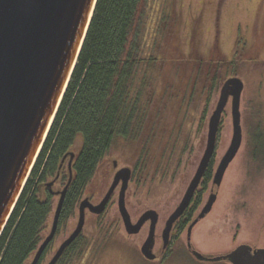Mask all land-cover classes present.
Returning <instances> with one entry per match:
<instances>
[{
  "label": "rangeland",
  "instance_id": "rangeland-1",
  "mask_svg": "<svg viewBox=\"0 0 264 264\" xmlns=\"http://www.w3.org/2000/svg\"><path fill=\"white\" fill-rule=\"evenodd\" d=\"M143 42V56L160 58L156 65L144 63L135 80V89L143 81L141 127L133 136L114 138L110 158L99 166L73 212L58 221L39 264L48 261L75 227L79 202L89 195L95 200L106 189L111 158L133 167L126 196L133 219L147 207L163 212L172 209L203 153L220 85L232 75L241 77L244 84L240 97L242 140L210 211L193 228L191 241L208 256L223 254L237 243L264 248V0H148ZM214 45L219 52L215 59L226 62L217 67V85L212 89L214 67L201 65L199 59H209ZM235 127L229 99L221 115L213 171ZM81 143L78 134L72 148L79 149ZM65 181L64 172L51 186L55 204L57 190ZM208 191L209 186L203 194L204 203ZM44 197L41 193L40 198ZM52 218L50 215L44 237ZM81 235L83 252L66 264H139L137 259L149 264L135 255L144 235H127L116 194L101 214L85 213ZM174 259L178 264H231L222 260L194 262L184 241L176 245Z\"/></svg>",
  "mask_w": 264,
  "mask_h": 264
},
{
  "label": "water",
  "instance_id": "water-1",
  "mask_svg": "<svg viewBox=\"0 0 264 264\" xmlns=\"http://www.w3.org/2000/svg\"><path fill=\"white\" fill-rule=\"evenodd\" d=\"M96 0H0V235L26 183L34 162L42 148L53 122L62 96L88 29ZM241 77L232 75L223 80L214 109L208 119V131L203 153L183 193L164 227L166 244L172 222L184 211L211 160L222 112L230 99L231 117L236 127L230 144L221 156L212 175L210 190L192 225L209 212L217 196L224 172L236 155L242 140L240 125V97L243 89ZM70 152L69 176L59 195L49 232L45 235L31 261L37 264L43 251L53 239L59 215L71 180ZM62 158L60 167L64 161ZM59 175L46 183L51 187ZM130 178V168L116 171L102 199L92 203L84 197L78 204L75 227L57 246L45 264H55L64 249L81 233L85 211L102 213L115 186L121 180L118 192V210L128 233L139 231L147 218L151 219L149 232L140 246L148 258L154 257L151 247L154 239L157 212L145 210L132 222L125 205V192ZM197 255L200 252L194 250ZM234 264H264V248L235 251L225 255ZM218 259V256L216 257Z\"/></svg>",
  "mask_w": 264,
  "mask_h": 264
},
{
  "label": "trees",
  "instance_id": "trees-1",
  "mask_svg": "<svg viewBox=\"0 0 264 264\" xmlns=\"http://www.w3.org/2000/svg\"><path fill=\"white\" fill-rule=\"evenodd\" d=\"M147 4L148 0H96L77 62L53 122L0 235V264H28L31 261L56 207L53 202L55 192L46 183L54 179L58 171L62 176L65 172L67 182L69 169L65 163L70 152H73L72 176L59 220L73 212L76 201L89 187L97 169L109 158L114 138L133 136L141 127L145 114L141 101L143 81L135 89V80L144 63L156 65L160 58L145 57L142 53ZM213 49L209 59H199L201 65L214 67L212 89L217 85L216 69L225 61L215 59L219 52H215L216 45ZM232 62L235 65L237 59ZM78 134L82 135V143L74 150L72 145ZM210 172V169L205 171V180L210 177ZM41 193L45 194L43 199ZM84 247L85 242L79 234L64 249L56 264H66L81 254Z\"/></svg>",
  "mask_w": 264,
  "mask_h": 264
},
{
  "label": "flooded vegetation",
  "instance_id": "flooded-vegetation-1",
  "mask_svg": "<svg viewBox=\"0 0 264 264\" xmlns=\"http://www.w3.org/2000/svg\"><path fill=\"white\" fill-rule=\"evenodd\" d=\"M220 123H221V121H220ZM216 143H217V139H216ZM216 145L217 144H215V148H216ZM214 153H215V149H214ZM214 153H213V156H212L211 160L209 161V163L205 169V171L207 169L211 170L210 177L207 180H205V178H204L205 171H204L203 176L201 177L200 182H199L197 188L195 189L193 196L191 197V200L189 201V204L186 206L184 211L172 222L166 244L164 243V237H163V232H164V227L166 225V221L169 218L172 211L175 209V207L180 202L183 194L180 196L179 200L177 201V203L174 205V207L172 209L165 210L163 212L162 210L160 211V210H157V209L152 208V207H147L144 210H142L135 219H133L131 217V213L129 212V210L127 208L128 199L126 197L127 196V189H126L125 205H126V208L129 212V215H130L132 222H136L137 219L139 218V216L147 209H154L157 212V215H156L157 220L155 222V229H154V239H153V243H152V247H151V253L154 254V257L148 258L140 250V246L143 243V241L145 240V238L147 237L148 232H149V227L151 224L150 218H147L146 220H144L139 231L136 233H128L125 230L127 232L128 236L137 234L139 232H142L144 235V238H143V240H141L139 247H136V249H135L136 250L135 255H139L142 259L149 262V264H178L177 262L174 261L175 260L174 255H175L176 245L179 242L184 241L185 246H186V250L194 262L201 263V262H212V261H221L222 260V261H228L231 264H234L233 261L229 257H225V255L231 254L235 251H242V250H246V249H250L251 251H254L258 248H263V247H258L257 244L252 245V244H248V243H237L233 247H231L229 251H227L223 254L208 256V255L202 253L200 250H198L193 245V243L191 241V237H192L193 228L206 215V213L203 217L198 218V220L192 225L191 230H190V234L188 236V232H187L188 226L197 217V214L199 213V211L201 210V208L203 206V203H204L203 202L204 201V195L203 194L208 190V186H209V190H210V186H211V182H212V175L214 172L213 171ZM69 159H70V157L67 158V161L65 163L67 166H68ZM63 163H64V161H63ZM197 165H198V163H197ZM197 165H196V167H197ZM122 167H129L130 168V178L128 181V185H129L131 178H132V175H133V167L127 166V165H121L116 158H111L110 166L107 169V172L109 173V175L111 177L110 182H109L108 186L106 187V189H104L103 191L98 193L97 198L95 200L92 199V197L90 195L88 196L90 201H91V199L93 200V201H91L92 203H97L102 199V197L104 196V194L106 193L108 187L110 186V184L112 182L114 174L116 173L117 170H119ZM196 167H195V169H196ZM58 177H60V173L57 176V178ZM209 181H210V185H209ZM120 184H121V180L115 186L114 190L111 193L109 200H111L116 194L117 195V201H118V192H119ZM127 188H128V186H127ZM109 200H108L107 204H109ZM107 204H106V206H107ZM117 209H118V203H117ZM86 212L92 213L88 209H86L85 213ZM118 212H119V210H118ZM93 214H96V213H93ZM99 214H101V213H99ZM99 214H96V215H99ZM119 215H120V212H119ZM120 218H121V215H120ZM121 220H122V218H121ZM183 233H184V237H183ZM182 238H184V239H182ZM194 250L200 252L201 255H197V253H195ZM217 256H218V259H216ZM137 262L139 264H143L138 259H137Z\"/></svg>",
  "mask_w": 264,
  "mask_h": 264
}]
</instances>
